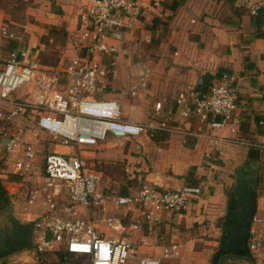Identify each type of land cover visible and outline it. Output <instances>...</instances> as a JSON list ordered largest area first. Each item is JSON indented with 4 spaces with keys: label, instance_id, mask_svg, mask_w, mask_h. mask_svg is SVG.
Segmentation results:
<instances>
[{
    "label": "crops",
    "instance_id": "1",
    "mask_svg": "<svg viewBox=\"0 0 264 264\" xmlns=\"http://www.w3.org/2000/svg\"><path fill=\"white\" fill-rule=\"evenodd\" d=\"M177 2L179 6L172 10ZM86 4L80 0H0V26L10 27L17 35L13 41H3V49L28 51L50 73L63 70L79 54L81 46L75 31ZM138 4L142 14L127 20L129 28L122 41L107 42L115 48L117 60L110 89L123 88L126 98L109 92L105 98L120 102L123 119L155 126L162 120V115L154 116L155 102H161L163 110L173 108L176 90L195 85L200 75L214 76L222 71L228 85L236 91V115L241 123L234 134L193 121L182 124V134L161 132L149 139L142 136L121 141L109 137L94 146L96 161L90 170L100 177L98 189L104 192L134 195L142 186L152 184L159 189L189 185L201 190L179 214L162 215L158 225L141 223L136 213L123 210L117 212L122 215L117 217L124 226L121 231L113 232L101 224H96L97 230L126 242L121 233H129L134 230L131 225L140 224L138 229L145 234L137 249H132L134 264L145 257L160 258L161 249L171 244L179 245L183 259L190 256V263L184 264H208V257L220 244L212 238H222L218 219L234 185L232 176L249 160L258 164L257 211L252 230L260 231L264 237V151L250 147L264 141V131L258 125L264 118V101L260 97L264 85V20L256 26L257 17L251 18L239 0H138ZM111 58L101 56L100 60L107 63ZM137 62L151 67L152 75L146 88L131 99L126 95L129 65ZM217 81L205 77V89ZM12 99L30 101L32 97L23 89ZM148 110L154 118L146 122ZM119 143L128 144V152L118 148ZM85 149L88 148L79 151L82 157ZM53 152L68 151L57 145L50 153ZM207 153L210 159L206 158ZM5 157L8 156L0 153L1 159ZM34 164L38 165L36 156ZM39 205L25 214L27 221L41 214ZM106 210L105 207L99 214L106 215ZM78 211L89 219L95 214L82 207ZM100 215L96 212L95 219ZM261 256L252 257L258 260L257 264H264V253Z\"/></svg>",
    "mask_w": 264,
    "mask_h": 264
},
{
    "label": "built area",
    "instance_id": "2",
    "mask_svg": "<svg viewBox=\"0 0 264 264\" xmlns=\"http://www.w3.org/2000/svg\"><path fill=\"white\" fill-rule=\"evenodd\" d=\"M80 1L87 4L75 31L81 46L79 54L55 73L43 69L24 49L4 50L3 41H13L17 35L10 27L0 26V123L9 127L6 133L0 131V153L10 157L14 175L23 180L35 178L36 185L20 194L17 201L24 211L38 204L41 207V214L32 222L31 263L38 255H65L63 260L69 264L74 258L81 264H134L133 250L128 243L114 235L96 232V224L119 232L124 228L122 221L105 214L93 221L82 217L78 207L103 212L109 204L116 211L136 213L141 223L158 225L162 215L179 214L201 190L189 185L159 189L152 184L142 186L134 195L104 192L98 189L100 177L88 168L80 147L97 146L109 137L121 141L142 136L149 139L161 132L182 134V124L193 121L234 134L241 123L236 115L237 94L228 85L226 74L222 73L205 91L200 75L195 85L175 91L173 108L163 110L161 102H155L154 114L162 115L155 126L125 121L120 102L105 98L117 67L115 48L107 42L122 41L129 28L127 20L140 17L142 7L138 0ZM239 1L251 18L264 15V0ZM101 56L112 58L103 63ZM151 75L152 68L148 65L130 64L127 97L136 98L146 88ZM20 89H27L32 100H13L12 94ZM260 97L264 101V85ZM258 125L264 131V118ZM33 131L43 133L68 152L48 153L42 169L38 170L34 164L36 147L24 138ZM250 147L264 151V141ZM206 158L210 159L211 155L207 153ZM67 197L70 203L66 204ZM131 228L138 229L140 224H133ZM248 249L254 258L261 257L264 237L260 231L251 230ZM178 255V246L171 244L161 249L160 258L145 257L136 264H161Z\"/></svg>",
    "mask_w": 264,
    "mask_h": 264
},
{
    "label": "rangeland",
    "instance_id": "3",
    "mask_svg": "<svg viewBox=\"0 0 264 264\" xmlns=\"http://www.w3.org/2000/svg\"><path fill=\"white\" fill-rule=\"evenodd\" d=\"M64 80L66 82L68 81L67 78H65ZM125 84H126V81L123 80L122 86H125V88H126ZM113 89L112 88L109 89L108 92L116 94V95H118V97L126 98L123 88L119 89V90H115V89L113 90ZM22 90L23 89L16 91L15 93L12 94V96L15 97V96L19 95L22 92ZM21 99H23V98H21ZM21 101H23V100H21ZM148 104H149V102H148ZM154 116L158 117L155 114H154ZM150 118L153 119L154 117L152 116V113L148 110L145 121L148 122V120ZM8 130H9V127L5 126L3 123H0V131H3V133H6ZM24 138L27 141H30L37 148L36 158H37V164L38 165H36V168L38 170H41L42 166H43V161H44L45 155L52 152L53 150H55L57 143L50 140L47 136H45L41 132L28 133L25 135ZM81 148H87V147L83 146V147H80V149ZM115 148H116V146H115ZM118 148L125 149V153L128 152V150L130 149L128 144H123V143L122 144L119 143ZM96 152H97V150H94L93 147L91 149H89V148L85 149L82 152L83 157L89 166V169L91 167H93L91 164L95 163V161H96L95 160ZM117 164H119V163H117ZM10 166H11V159H9V157H5L2 159L0 158V183L6 192L7 199L9 200V206L8 207L11 208L13 215L20 222H22V223L34 222L35 218L32 219V221H27V219L25 218V214H30V213H32V211L31 210L24 211L17 201L19 199V195L22 193H26L27 191L32 189L36 185V182H34V181L28 182L27 181L28 179L23 180L20 177H18L17 175H14L11 172ZM124 173H126V172H124ZM233 179H234V175L232 176V180ZM33 180H35V178ZM230 185L232 186L233 182H230ZM231 186H230V188H231ZM226 197H227L226 203H224L223 211L221 212L220 218L218 219V227L220 229H223V221L225 218V214L227 212L226 208H227V204H228V196H226ZM11 200H14V201H12V202H14V204L11 202ZM67 203H70L69 198L66 201V204ZM82 208H84V207H82ZM106 209H107L106 210V216H108V217L113 216V217L121 218L120 216H122V215L117 213L118 211H115L114 209H112V207L109 204L106 206ZM96 212H97V215L99 216L100 215L99 212H101V211H99V209H95V214H96ZM95 214L93 215V221L98 220V219H95ZM101 227L105 228L106 226L103 225ZM3 228L9 229L10 225H9L8 221L5 220V211L0 210V229H3ZM125 228H128V227H125ZM96 232H99V231L97 230ZM143 234H145L143 229L131 230L129 233H127L126 231H123L121 233L122 236L126 237V242L129 244V246L132 249H137V247L139 246V243H140V239L143 236ZM212 239L216 240V242L220 241L219 237L212 238ZM178 247H179V245H178ZM213 253H214V250L212 251L211 255L208 257L209 258L208 264H210L211 256ZM32 257H33V250L32 249H28V248L19 249L15 252H12L8 256H6L5 258L1 259L0 264H23L22 263L23 260L30 262ZM77 259L78 258H74L73 261H76V263H79V261ZM133 259H134V257H133ZM257 261H258L257 259L248 260V259L238 258V257H234V256H224V257L220 258L219 264H257ZM185 262L190 263V256H186V259H183L182 253H181V250L179 247V257L176 260H171L169 262H164L162 264H184Z\"/></svg>",
    "mask_w": 264,
    "mask_h": 264
},
{
    "label": "water",
    "instance_id": "4",
    "mask_svg": "<svg viewBox=\"0 0 264 264\" xmlns=\"http://www.w3.org/2000/svg\"><path fill=\"white\" fill-rule=\"evenodd\" d=\"M245 183L248 194L242 205V211L245 212L244 219L240 224H234L229 216L234 210V200H230L227 204V212L224 218V225H233L232 230L228 231L223 238L220 239L219 247L211 257V264H219L220 258L224 256H234L238 258L252 260L253 257L248 249V241L252 224L257 211V190H258V164L256 161L249 160L247 164L238 168L234 174V184L237 188ZM228 191V189H226ZM5 220L8 221L13 234L23 236L27 240L26 248L34 249V225L30 223L20 222L12 213L10 207L5 209ZM223 234V230H222ZM4 257L0 255V260Z\"/></svg>",
    "mask_w": 264,
    "mask_h": 264
},
{
    "label": "flooded vegetation",
    "instance_id": "5",
    "mask_svg": "<svg viewBox=\"0 0 264 264\" xmlns=\"http://www.w3.org/2000/svg\"><path fill=\"white\" fill-rule=\"evenodd\" d=\"M247 194L248 191L246 189L245 183L243 182L237 188L235 187L234 184L232 189L228 193V202L230 200H234V206H235L234 210H232V215L229 216V219H232L234 221V224L236 225L242 223L244 219L245 212L242 211L243 209L241 207L244 203ZM7 207H5L2 210L5 211ZM232 228L233 225L225 226L223 221L222 238L228 231L232 230ZM250 236H251V232H250ZM26 244H27V240L21 235L13 234L11 228L0 229V255H2L4 258L9 254H11L12 252L19 250L21 247H25Z\"/></svg>",
    "mask_w": 264,
    "mask_h": 264
},
{
    "label": "trees",
    "instance_id": "6",
    "mask_svg": "<svg viewBox=\"0 0 264 264\" xmlns=\"http://www.w3.org/2000/svg\"><path fill=\"white\" fill-rule=\"evenodd\" d=\"M233 1L235 2V0H232V2ZM178 6H179V2L173 4L172 10H174ZM263 20H264V18L257 17L255 19V21H254V24H256V26H260L262 24ZM221 74H222V71H219L214 76L204 75L203 76V81H204L205 77H207V79H209V80H213V79H218L219 80L221 78ZM209 87H210V85L206 89H208ZM206 89H205V86H204V83H203L202 84V90L205 91ZM108 91H107V93H108ZM7 206H9V200L7 199L6 192H5V190L3 189V187H2V185L0 183V210L4 209ZM20 249H26V247H21ZM63 258H65V255H61L59 257L58 256L57 257H52V256H48V255H38L37 259L35 260V262L29 263V264H69V262L67 260L64 261ZM78 261L81 264V261L80 260H78ZM22 263L26 264L24 262V260H23ZM79 263H76V261H72V263H70V264H79Z\"/></svg>",
    "mask_w": 264,
    "mask_h": 264
}]
</instances>
